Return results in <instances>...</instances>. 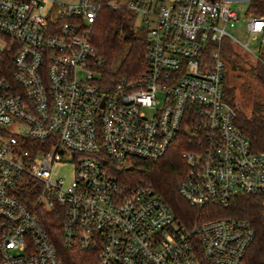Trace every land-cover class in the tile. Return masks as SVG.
Instances as JSON below:
<instances>
[{
  "label": "built area",
  "instance_id": "built-area-1",
  "mask_svg": "<svg viewBox=\"0 0 264 264\" xmlns=\"http://www.w3.org/2000/svg\"><path fill=\"white\" fill-rule=\"evenodd\" d=\"M227 3L0 0V49L10 51L0 75V264H61L45 210L60 219L62 246L94 252L95 264H247V219L180 222L131 173L183 136L176 190L191 206L264 196V149L235 125L223 94L221 42L235 40L226 25L238 20ZM104 7L133 11L147 41L143 69L109 89L90 38ZM246 30L260 34L264 65V17L248 16ZM57 163L72 176H54Z\"/></svg>",
  "mask_w": 264,
  "mask_h": 264
},
{
  "label": "trees",
  "instance_id": "trees-1",
  "mask_svg": "<svg viewBox=\"0 0 264 264\" xmlns=\"http://www.w3.org/2000/svg\"><path fill=\"white\" fill-rule=\"evenodd\" d=\"M245 12L249 16L264 17V0H247ZM91 42L97 49L100 64L97 67L99 83L109 89L118 77H134L144 67L147 47L145 31L136 24V14L124 7H104L93 20L90 29ZM221 54L231 68H237L238 56L230 42L223 38ZM10 69V51L0 49V75ZM242 69V68H241ZM243 70V69H242ZM250 75L264 90V65L258 62L249 69ZM235 84H230L224 75L223 94L234 108L235 125L249 139L256 150L264 149V104L254 99L250 113L240 110L235 102ZM185 138L180 136L176 143L156 160H137L132 174L142 177L154 188L159 197L171 208L180 222L195 219H209L218 216H234L247 219L255 230L247 264H264V196L238 194L226 205L212 204L201 209L191 206L176 190V184L185 170V162L180 156L186 148ZM40 220L52 242L61 264H95L94 252L83 249H68L62 246L60 219L45 210Z\"/></svg>",
  "mask_w": 264,
  "mask_h": 264
},
{
  "label": "rangeland",
  "instance_id": "rangeland-1",
  "mask_svg": "<svg viewBox=\"0 0 264 264\" xmlns=\"http://www.w3.org/2000/svg\"><path fill=\"white\" fill-rule=\"evenodd\" d=\"M227 4L238 13V20L226 25L227 32L235 39L226 37L238 56L237 59H233L236 60L235 63L238 66L233 69L230 63L224 59L225 74L230 84H235L237 88L235 93L236 105L248 114L254 99L264 104V90L249 73V69L259 62L256 56L263 54L260 47V34H249L246 30V21L249 16L245 12L247 0H228ZM242 44H246L249 50L244 48ZM184 129L187 133L190 132L188 127ZM53 174L68 179L72 176L71 165L57 163L53 167Z\"/></svg>",
  "mask_w": 264,
  "mask_h": 264
}]
</instances>
